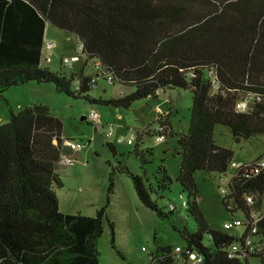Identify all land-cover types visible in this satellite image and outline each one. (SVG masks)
I'll list each match as a JSON object with an SVG mask.
<instances>
[{"label":"trees","instance_id":"1","mask_svg":"<svg viewBox=\"0 0 264 264\" xmlns=\"http://www.w3.org/2000/svg\"><path fill=\"white\" fill-rule=\"evenodd\" d=\"M48 23L79 37L85 65L79 72L41 66ZM99 61V67L94 65ZM90 70H87V69ZM134 91L113 98L91 94L99 79ZM78 81V88L75 81ZM53 83L58 92L91 104L128 108L157 91L185 89L192 94L189 127L179 134L180 171L176 178L188 194L195 231L182 232L186 245L179 258L175 244L158 245L148 264H188L196 253L203 264H250L264 251L229 257L235 241L250 235L252 223L239 236L214 229L198 204L195 173L221 178L233 163L231 148L214 139L218 124L227 126L237 142L264 135V0H0V96L12 86ZM247 101L240 110L237 103ZM160 118L148 135L173 126ZM132 151L119 153L107 142L106 204L95 216L64 213L57 189L63 187L58 162L71 150L64 145L63 122L48 105L30 103L0 124V264H100L99 243L106 220L115 246V224L107 207L117 174L127 175L140 202L162 218L180 210L161 206L154 197L169 191L173 178L164 159L156 165L151 148H142L141 133ZM133 155L139 170L126 163ZM264 151L244 161L228 180L222 202L237 217L255 222L254 237L264 242ZM248 197L252 202H248Z\"/></svg>","mask_w":264,"mask_h":264},{"label":"rangeland","instance_id":"2","mask_svg":"<svg viewBox=\"0 0 264 264\" xmlns=\"http://www.w3.org/2000/svg\"><path fill=\"white\" fill-rule=\"evenodd\" d=\"M48 40L54 42V46L52 50H47L44 46L42 67L67 72L69 69L63 65L62 59L76 56L80 59L73 62L70 71L79 72L81 70L83 54L81 41L77 35L48 23L45 30V41ZM46 54L50 55V61L46 60ZM132 91H134L133 87L112 85L104 79H99L91 94L111 97ZM35 102L48 105L51 112L62 120L63 134L68 139L82 144L73 165L58 166L63 187L57 189V195L62 212L81 213L88 216H95L97 210L106 204L109 184L107 162L114 160L107 142L114 143L118 152L125 155L133 150L138 140V129L145 127L153 129L159 125L160 118L165 121L164 117L167 116L175 134L163 141H157L155 135L146 134L143 137L144 144L143 142L140 144H143L141 147L153 150L156 165L164 159V164L173 178L170 190L161 193L159 198H154L163 207L174 203L180 207V210L169 212L166 218L158 216L140 202L131 179L125 174H117L115 190L107 207V214L115 224L114 243L123 257L112 246L111 229L105 220L104 233L99 243L100 264H148L158 245H186L182 232L184 230L195 231L197 222L190 214V205L182 206L183 200L188 202L189 197L185 191L181 190L176 180L181 165V156L176 152L179 149V134L185 132L190 123L192 94L188 90L168 89L159 97L150 96L135 101L130 107L124 109L91 104L83 98L71 97L58 92L53 83L32 82L31 85L12 86L0 96V124L10 119L12 111L16 113L20 107ZM88 107L96 108L102 120H83L84 111ZM118 113L128 118L124 120L117 118ZM105 120H109L106 125L103 124ZM109 127L113 129L111 135L106 134ZM131 137L134 143L128 144L127 140ZM121 138L124 140L121 141ZM214 139L218 145L231 148L234 152L233 163L224 177L227 180L240 163L255 159L264 151V135L237 142L230 129L222 124L216 125ZM89 141L91 143L87 145ZM126 163L141 172L133 155H128ZM195 180L199 189L197 201L210 226L238 236V227L229 230L223 226L225 220H231L232 215L222 202L227 186L222 182L221 175L198 170L195 173ZM261 211L264 213V194ZM234 215L244 216L242 211H237ZM249 263L261 264L260 258L252 256L249 258Z\"/></svg>","mask_w":264,"mask_h":264},{"label":"built area","instance_id":"3","mask_svg":"<svg viewBox=\"0 0 264 264\" xmlns=\"http://www.w3.org/2000/svg\"><path fill=\"white\" fill-rule=\"evenodd\" d=\"M44 46H46L47 50H52L53 49V46H54V42L48 40V41H45L44 40V44H43V48ZM81 49H82V46H81ZM83 54V53H82ZM46 60L47 61H50V55L46 54ZM42 59H43V53H42ZM77 59H80L79 57H64L62 59V63L63 65L67 68V69H71L73 67V62L76 61ZM86 59V55L83 54V61H85ZM94 65L96 67H99L100 65V62L97 60L94 62ZM107 82L109 84H112V77L111 76H108V80ZM78 81L76 80L75 81V87L78 88ZM158 92H161V90L157 91ZM247 106V101L246 100H241L237 103V107L238 109L240 110H243L245 109ZM87 119L89 120H96V121H101V115L97 112V110L95 109H91L89 110V112L87 113ZM113 133V129L112 127H109L107 130H106V134L107 135H111ZM156 136V140L157 141H163L167 138L165 132L163 131H160L159 133L155 134ZM124 140V138H121V141ZM127 143L128 144H133L134 143V139L131 137V138H128L127 140ZM64 145L66 147H68L71 152L70 153H63L61 155V158L58 162V166H71L73 165L76 160H77V156H75L73 154L74 151H78L81 147H82V144L80 142H77L75 140H72V139H66L64 141ZM260 166H264V157L263 159L261 160V162L259 163ZM240 165V164H239ZM238 165V166H239ZM237 166V167H238ZM222 182L226 185L228 183V180L226 178H222ZM252 198L251 197H248V202H252ZM183 206L186 205V202L183 201L182 203ZM255 222L256 221H253V222H249L247 221L246 219L243 220L241 218H237V217H234V218H231V220H227L224 222L223 226L225 229H233V228H236V227H241L243 225H246V223H252V226H251V230H250V235L246 236L245 238H243V242L242 241H235L232 243V245L230 246L229 248V251H228V254H229V257H234L236 256V254L239 256H245L246 255V252H257V251H264V242H260V239L257 238V237H254L252 234L254 233H257V226L255 225ZM144 249V248H143ZM183 250V247L180 246V245H177L174 247V250H173V253L175 254V257L176 258H179L181 252ZM192 261H196L197 264H203V260H202V257L196 253H191L189 255V261H188V264H191Z\"/></svg>","mask_w":264,"mask_h":264},{"label":"crops","instance_id":"4","mask_svg":"<svg viewBox=\"0 0 264 264\" xmlns=\"http://www.w3.org/2000/svg\"><path fill=\"white\" fill-rule=\"evenodd\" d=\"M84 65H85V63H84V61H83V64H82V67H81V69L84 67ZM73 72H75V71H73ZM28 85H31L32 84V82H30V83H27ZM26 84V85H27ZM162 93H166V92H163V91H161V92H158L157 93V96H153V97H159V95H161ZM97 96V95H96ZM98 96H100V97H102V98H113V97H118V96H111V97H104L103 95L101 96V95H98ZM120 96H122V95H120ZM30 104V103H29ZM26 106V105H25ZM22 107H24V106H22ZM22 107H20V109L22 108ZM112 107V106H111ZM113 108H118V107H113ZM91 109H95V110H97L96 108H94V107H88V108H86L85 109V115H87V113L89 112V110H91ZM98 112V111H97ZM115 115V114H114ZM116 116H117V118H120V119H122V120H124L125 118H128V116H125L124 114H122V113H118V115L116 114ZM87 119V118H86ZM101 120H102V116H101ZM107 122H109V120H105V121H103V124H108ZM146 128V127H145ZM145 128H140V129H138L139 130V132L141 133V138H142V140H141V142H143V144H144V136L146 135V132H145ZM175 134V131H174V128H173V134H171V135H169V136H173ZM63 138H65V139H68V137L66 136V135H64L63 134ZM73 140V139H72ZM90 141L87 143V145H90ZM142 144V145H143ZM142 148H144V147H142ZM72 153V152H71ZM73 154L75 155V156H78V151H74L73 152ZM59 172V171H58ZM262 212V211H261ZM263 213V212H262ZM264 214V213H263ZM226 221V220H225ZM238 229H239V231H238V234H239V236L244 232V228H242V227H238ZM181 246V245H180ZM191 264H197V262L196 261H192L191 262Z\"/></svg>","mask_w":264,"mask_h":264},{"label":"water","instance_id":"5","mask_svg":"<svg viewBox=\"0 0 264 264\" xmlns=\"http://www.w3.org/2000/svg\"><path fill=\"white\" fill-rule=\"evenodd\" d=\"M87 117L86 116H83L82 119L85 120Z\"/></svg>","mask_w":264,"mask_h":264},{"label":"clouds","instance_id":"6","mask_svg":"<svg viewBox=\"0 0 264 264\" xmlns=\"http://www.w3.org/2000/svg\"><path fill=\"white\" fill-rule=\"evenodd\" d=\"M86 116V115H85ZM87 117V116H86ZM66 140V139H65Z\"/></svg>","mask_w":264,"mask_h":264}]
</instances>
